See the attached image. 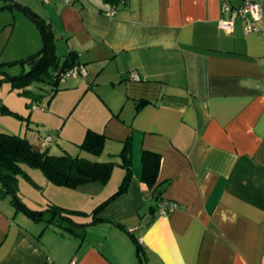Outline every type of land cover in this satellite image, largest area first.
Listing matches in <instances>:
<instances>
[{"label":"crops","instance_id":"crops-1","mask_svg":"<svg viewBox=\"0 0 264 264\" xmlns=\"http://www.w3.org/2000/svg\"><path fill=\"white\" fill-rule=\"evenodd\" d=\"M14 1L51 24L60 62L77 52L87 74L71 83H88L103 104L87 129L106 135L100 159L117 155L120 167L111 187L110 179L45 184L25 167L43 195L20 194L29 207L79 212L59 225L30 217L9 193L0 197V264H141L131 234L147 264H264V18L260 31L245 32L238 18L227 32L219 25L223 0ZM5 3L0 32L18 36L15 59L40 52L34 21ZM134 70L141 79L130 76ZM126 141L128 188L94 221L93 209L126 173L119 155ZM144 150L161 155L157 190L142 180ZM161 199L178 207L162 213Z\"/></svg>","mask_w":264,"mask_h":264},{"label":"trees","instance_id":"trees-1","mask_svg":"<svg viewBox=\"0 0 264 264\" xmlns=\"http://www.w3.org/2000/svg\"><path fill=\"white\" fill-rule=\"evenodd\" d=\"M5 6L18 8L26 13L37 24L42 32L45 45L40 52L28 58L18 60L22 62L24 69L19 74H13L10 76L13 83L23 86L34 79H42L43 81L53 84L51 91L53 95L58 90L59 83H61L58 77L59 71L65 67L82 64L78 60L77 52L70 51L63 59V62H60V57L56 52V34L51 24L36 11L20 2L6 0ZM2 63L3 62H0V64ZM26 64L30 65L29 69H25ZM0 70H2V68H0ZM30 91L31 90L26 88L23 90V93L29 94L34 100L39 99L40 95L37 96ZM143 102L144 101H141L140 104ZM0 108L3 112L16 113L21 116L6 105L0 104ZM105 142L106 135L103 132L89 128L79 145L83 149L98 155L102 153ZM119 155L121 158V164L126 169V173L118 189L108 199L102 201L93 209L92 213L94 214V221L104 220L101 217H97V214L108 202L125 192L128 188L132 176V149L130 142H125ZM24 164L42 169L47 178L54 183L75 187L89 181H98L102 184L108 182L112 176L115 161L113 159L97 160L78 154L73 155L69 152L62 154L51 153L45 148L42 149L41 147H37L26 136L6 130H0V197L9 193L12 195L11 200L14 205L26 212L30 217L38 220L43 219L49 222H56L59 225H62L59 223L60 220L65 219L73 222L74 219L72 214L79 212V210L60 207L56 204H51L46 211L30 208L20 198L17 192L19 175H24L27 178H30L24 168ZM142 164V180L145 181L150 188L154 187V189L157 190L158 185L156 183L159 177L161 164L160 153L152 150H144L142 153ZM157 195H160L159 190ZM81 212L86 213L85 211ZM64 227L67 230L76 233L74 229L75 227ZM131 235L136 243L137 254L141 264H147L146 258L144 257V250L139 240L133 234Z\"/></svg>","mask_w":264,"mask_h":264},{"label":"rangeland","instance_id":"rangeland-1","mask_svg":"<svg viewBox=\"0 0 264 264\" xmlns=\"http://www.w3.org/2000/svg\"><path fill=\"white\" fill-rule=\"evenodd\" d=\"M36 1L41 4L46 3L42 0ZM26 16L28 17L27 14ZM33 23L36 25L43 41L40 29L35 22ZM9 33L10 31L8 32V28L0 32V62H3L0 64V68H2V70H0V104L8 105V107L21 116L16 113L3 112L0 108V130L26 136L36 146H40L45 138L50 135L53 138V142L49 146V150L52 153L60 154L69 152L73 155L78 154L101 160L100 157H105L106 151L96 155L83 149L79 145L85 136L88 126L91 124L95 126L96 120H99L102 116L99 110L103 108V106H101L103 104H101L96 90L90 88L88 83L79 85L72 84L71 77L68 78L69 83H59L60 89L54 96H52L51 93L53 84L43 81L42 79H34L23 86L16 85L13 83L10 76L19 74L24 68L22 62L15 59L16 56H18L16 54L19 52V49H17L14 44L18 36L11 37ZM42 48L43 43L40 49ZM25 68L29 69L30 65H26ZM26 88L31 90L30 92L33 94L42 97V99H38V101L35 100L34 102L44 106L45 109L33 107V103L31 104L32 96L30 97L29 94L23 93V90ZM109 159H118V156L111 155L104 160ZM25 167L29 169V172L34 174V176L43 179L45 184L52 183L49 182L50 180L42 169L31 167L28 164H24V168ZM117 167L120 166L115 163L113 169L115 171H113V175L106 184V187H111L114 183L113 177L116 174ZM47 186L48 184L41 187L44 190V194L47 193ZM18 187L19 196L22 194L30 201L32 198H36V196L40 198L43 197L23 175H19ZM118 187L115 189L113 187V189H111L113 191H109L110 194L115 192ZM41 193L43 194V192Z\"/></svg>","mask_w":264,"mask_h":264},{"label":"built area","instance_id":"built-area-1","mask_svg":"<svg viewBox=\"0 0 264 264\" xmlns=\"http://www.w3.org/2000/svg\"><path fill=\"white\" fill-rule=\"evenodd\" d=\"M42 1L47 2L49 0ZM238 18L244 20L245 32L260 31L257 21L264 18L263 0H241L239 4H233L231 0H223L222 16L219 19L220 27L227 32H232ZM86 74L87 69L85 66L83 64H77L61 69L58 73V77L60 82H64L68 77L84 76ZM130 76L134 79H141L140 74L135 70L130 73ZM33 107L38 108L40 105L37 102H33ZM45 140L47 144H50L53 141V138L48 135ZM158 207L162 213H168L177 208L178 203L161 199ZM68 264H75V262L71 261Z\"/></svg>","mask_w":264,"mask_h":264},{"label":"water","instance_id":"water-1","mask_svg":"<svg viewBox=\"0 0 264 264\" xmlns=\"http://www.w3.org/2000/svg\"><path fill=\"white\" fill-rule=\"evenodd\" d=\"M43 39H44V38H43ZM44 46H45V45H44V42H43V48H44ZM43 48H42V49H43ZM42 49H41V50H42Z\"/></svg>","mask_w":264,"mask_h":264}]
</instances>
